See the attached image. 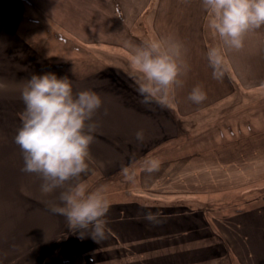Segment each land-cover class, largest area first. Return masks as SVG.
Wrapping results in <instances>:
<instances>
[{
	"label": "crops",
	"instance_id": "crops-1",
	"mask_svg": "<svg viewBox=\"0 0 264 264\" xmlns=\"http://www.w3.org/2000/svg\"><path fill=\"white\" fill-rule=\"evenodd\" d=\"M209 18L201 0H0V79L16 86L0 93V264H42L54 252L83 264H264V27L227 53L217 80ZM158 37L182 42L189 66L168 107L142 102L124 43ZM48 72L102 100L88 190L106 196L110 232L98 242L66 232L51 211L59 191L43 195L39 176L21 171L19 89ZM197 86L201 104L188 98Z\"/></svg>",
	"mask_w": 264,
	"mask_h": 264
},
{
	"label": "clouds",
	"instance_id": "clouds-1",
	"mask_svg": "<svg viewBox=\"0 0 264 264\" xmlns=\"http://www.w3.org/2000/svg\"><path fill=\"white\" fill-rule=\"evenodd\" d=\"M201 5L210 14V30L221 42L209 48L207 60L213 78L222 80L227 53L243 49L246 35L264 27V0H201ZM124 43L130 50L129 63L140 77L137 90L142 102L168 107L176 89L183 86L181 77L189 71L183 43L173 37H158L145 44ZM15 90V85L0 79V93ZM19 90L25 107L14 142L23 155L21 171L39 176L43 195L59 191V203L53 204L51 211L64 216L73 231L97 242L106 239L110 204L103 191H89L80 182L92 160L90 146L98 127L93 117L102 106L100 96L90 90L74 93L67 76L58 78L51 72L33 74ZM188 98L201 104L207 94L197 86ZM136 139L143 141V130L136 133ZM159 167V161L153 159L145 171L155 172ZM157 216L148 212L145 219L153 222Z\"/></svg>",
	"mask_w": 264,
	"mask_h": 264
},
{
	"label": "rangeland",
	"instance_id": "rangeland-1",
	"mask_svg": "<svg viewBox=\"0 0 264 264\" xmlns=\"http://www.w3.org/2000/svg\"><path fill=\"white\" fill-rule=\"evenodd\" d=\"M247 113H248V112H247ZM259 119L261 120L262 118H260V117L257 116V120H259ZM257 123H259V122L257 121ZM258 125H259V124H258ZM208 126H212V123H208V124L206 125V128H207ZM227 127H230V126H229V125H224V128H226V131H228ZM206 128L203 129V130H201V131H199V133H204V131H206ZM225 137H227V136H225ZM88 163H90V161H89ZM89 169H91V166H90V165H89ZM94 172H95V171L91 172V174H90V170H88L87 173L82 174L81 177H80V178H82L83 175L85 176V175H87V174L89 173V174H88V178H86L85 180L80 181V182H82V183L86 186L87 189H88V187H89L91 181L94 180V177H95V176L92 175ZM131 172H132V170H129V172H127V173H130V174H131ZM127 173H125V174H127ZM91 175H92V176H91ZM125 176H126V175H119V176H116L119 180L115 179V182H116V183H119V184H116L115 182H111V183L115 184V187H117V188L120 189L121 187L124 186V184L121 183V181H120L121 179H120V178H122V177L125 178ZM132 177L134 178V176H132ZM126 178L128 179V176H127ZM89 182H90V183H89ZM126 185H127V183H126ZM123 188H124V187H123ZM227 194H228V195H232V196H233V194L241 195L242 198L246 195V194H243L241 191H239V192H234V193L227 192ZM65 229H66V232H67V231H68V232H71V230H72V229L69 227L66 218H65Z\"/></svg>",
	"mask_w": 264,
	"mask_h": 264
},
{
	"label": "trees",
	"instance_id": "trees-1",
	"mask_svg": "<svg viewBox=\"0 0 264 264\" xmlns=\"http://www.w3.org/2000/svg\"><path fill=\"white\" fill-rule=\"evenodd\" d=\"M61 242V240H58L56 247L60 246ZM42 264H83V259L79 254L61 256L58 252H54L48 255Z\"/></svg>",
	"mask_w": 264,
	"mask_h": 264
}]
</instances>
